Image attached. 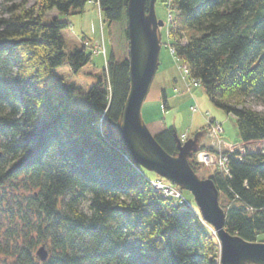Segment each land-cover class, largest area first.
<instances>
[{"label": "trees", "instance_id": "16d2710c", "mask_svg": "<svg viewBox=\"0 0 264 264\" xmlns=\"http://www.w3.org/2000/svg\"><path fill=\"white\" fill-rule=\"evenodd\" d=\"M0 1V264H217L216 231L156 192L126 146L100 127L122 120L129 60L112 56L86 94L55 74L64 66L78 74L91 55L85 47L65 53L69 24L45 23L49 12L82 13L95 3L107 23H127L130 0ZM170 2L179 13L174 56L235 118L242 144L264 146V113L246 106L264 104V0ZM78 97L84 110L73 107ZM163 102L168 108L165 92ZM175 134L170 127L156 135L170 155ZM227 155L230 175L210 177L229 201L226 228L263 243L264 150ZM42 247L46 262L37 257Z\"/></svg>", "mask_w": 264, "mask_h": 264}, {"label": "rangeland", "instance_id": "374dc122", "mask_svg": "<svg viewBox=\"0 0 264 264\" xmlns=\"http://www.w3.org/2000/svg\"><path fill=\"white\" fill-rule=\"evenodd\" d=\"M29 1L30 4L36 2V0ZM1 9L0 6V11ZM156 14L158 20L163 21L165 26L160 29L162 36L160 67L143 108V120L151 134L156 136L170 127H175L180 141L186 143L198 133L206 131L207 136L201 139V153L204 150L222 152L228 149L230 145H240L248 153L264 150V146L260 144H242L235 118L226 115L210 102L205 90L196 85L186 74L185 63L174 56L170 33L173 28L177 27L179 13L173 9L170 0H157ZM55 19L69 24V27L63 31L66 43L65 53L69 55L74 50L85 47L86 53L91 55V62L78 74H74L69 66L55 70V74L63 78L67 84L77 85L85 94L97 84L100 76L105 75L112 56L115 57L117 62L129 59V40L125 35L127 23L125 21L114 24L107 23L97 4H87L82 13L74 11L70 14H60L57 11L49 12L45 17V23H50ZM163 92L167 95L168 108H165L163 102ZM246 106L264 113V104L256 100H248ZM73 107L84 110L87 107L85 99L83 97L76 98ZM210 121L211 123L221 124L225 133L218 138L209 136L208 133L212 130ZM210 125L211 129H209ZM100 127L104 133L108 134L106 125ZM115 136L118 137L117 134ZM200 166L198 173L195 171L199 178L202 180L209 179L214 170L205 165ZM142 169V172L148 176L149 181L162 179L156 174L150 173L144 168ZM179 192L191 204L193 211L200 213L193 196L180 188ZM170 200H173L176 204L187 206L181 204L178 200ZM220 204L226 212L229 201L225 195H220ZM83 208L89 213L88 203H85ZM212 233L217 236L213 231ZM262 240H264V237L260 239V241ZM217 264H220V258L217 260Z\"/></svg>", "mask_w": 264, "mask_h": 264}, {"label": "water", "instance_id": "95a60500", "mask_svg": "<svg viewBox=\"0 0 264 264\" xmlns=\"http://www.w3.org/2000/svg\"><path fill=\"white\" fill-rule=\"evenodd\" d=\"M157 0H130L127 9L131 89L118 124L107 123V138L126 146L132 161L162 179L189 192L202 219L212 226L220 244V264H264V242L249 243L226 228L227 214L220 204V192L212 179H200L191 160L201 150L198 133L182 143L176 136L177 152L168 154L143 120V108L159 70L162 36L165 26L156 14ZM118 135V137L115 136ZM41 262L48 260L44 247L37 252Z\"/></svg>", "mask_w": 264, "mask_h": 264}, {"label": "built area", "instance_id": "2783aa9c", "mask_svg": "<svg viewBox=\"0 0 264 264\" xmlns=\"http://www.w3.org/2000/svg\"><path fill=\"white\" fill-rule=\"evenodd\" d=\"M186 72H187L186 74L188 75L187 70ZM195 84L199 85L197 82H195ZM210 124H212V130H210L208 134L212 138H218L219 136H222L225 133L223 126L221 124L214 123V122L211 123V121H210ZM209 129H211V125ZM212 149L214 148L212 147ZM235 151H240L243 154L244 147H241L240 145L238 146L230 145L228 149H225L222 152H218L216 150V152L218 153H216L215 151L210 152V151L204 150L202 153L200 152L197 155H195L193 159H195L196 163L200 165H205L206 167L213 169L214 170L213 173L220 172L224 174L225 176H229L230 175V172L228 169L229 157L227 154L228 153L233 154ZM150 184L152 188L156 192L160 193L164 198L178 200L181 202V204L187 205V207L190 210L192 211L194 210L191 204H189L187 200L184 198V196L179 192V188L176 187L175 185L169 183L168 181H165L164 179H160V180L152 181V182L150 181Z\"/></svg>", "mask_w": 264, "mask_h": 264}]
</instances>
